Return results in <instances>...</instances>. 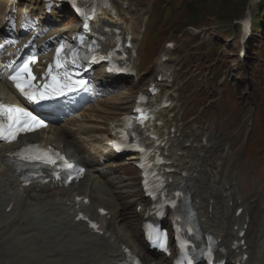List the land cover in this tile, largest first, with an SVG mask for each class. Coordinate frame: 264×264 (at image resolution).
<instances>
[{"label": "bare ground", "instance_id": "bare-ground-1", "mask_svg": "<svg viewBox=\"0 0 264 264\" xmlns=\"http://www.w3.org/2000/svg\"><path fill=\"white\" fill-rule=\"evenodd\" d=\"M6 1L0 0V26L3 21L1 9ZM259 1L250 0L249 8L257 5ZM23 2L25 3L26 0ZM26 4H29L33 9L38 8V3L32 0L27 1L25 6ZM121 4L131 5V0H124ZM53 13H57L58 18L64 16L56 10ZM73 18L74 20L71 19V22L69 19L66 21L70 22V25L66 24L65 27L56 28L55 32H60L64 28L75 30L76 23L74 25V22L76 19ZM111 20L123 25L134 36L136 42L133 41L138 48L146 22L144 13H142V19L135 20L131 13L117 11V18ZM58 21L64 22L65 20L58 19ZM47 28L53 30L51 27L47 26ZM2 40L3 37H0V42ZM134 63H136V57H134ZM164 66L163 62L158 64L157 73L151 82L156 83L158 74L164 73L163 70L166 71ZM104 69V67L98 68L95 77V81L98 82H94V85L91 84L92 89L107 84L110 87L119 82L117 79H110L111 77L105 74ZM164 76L167 80L159 84L161 93L157 98L161 101L167 97L169 101L171 95L169 88L172 86L168 80L170 74L164 73ZM11 91V88L0 80V93L10 94ZM118 93L123 95L118 97L117 101L102 99L99 102L104 107H112L111 111H107L108 115L105 117L109 121L106 127L92 130L91 127L83 123V121H87L89 116L106 111L104 107L98 106L99 104L88 106L87 108L93 114L84 113L81 120L77 114L68 117V124L72 125L73 128H69L67 125L55 127L56 137L50 143L64 152L71 147L76 154L70 153V156L81 166L87 168L84 178L79 181L80 184L85 183L83 187L73 185L68 187L69 189L62 188L59 189L61 190L59 192L53 191L47 194L39 193L36 190L60 188L58 184L50 180L46 184L33 183L23 187L18 180L12 177L13 170L6 165V161L9 159L6 153L13 148V145L0 144V193H4V196L13 194L18 198V201L12 205H9V201H6L7 198L4 196L1 195L0 198V264H117L118 261L124 259L127 248L142 258L144 264H164L154 257L146 256L145 244L139 248L137 244L140 243L137 240H132L134 234L130 228L127 225H119L118 222L125 218L123 214L125 201L122 195H129L126 190L121 189L126 187L120 185L124 182L116 177L105 179L103 167L99 165L101 154L111 158V161L105 164L108 168L112 166L122 168L125 164L135 166L139 160V155L131 154L124 161H115L117 156L108 145L102 148L99 144L101 137H106L107 141L115 138L112 134L115 123L119 121V116L123 115L130 105V109L133 107L132 103L134 105L136 101L137 97H134L136 89L134 87H128ZM129 95L131 98L122 102V99ZM108 98L110 99V97ZM159 114L160 119L164 121L167 117L165 111L162 110ZM51 127L54 126L51 125L50 129L36 132L30 137L43 139V134L51 130ZM155 128L160 138L165 141V144L159 148L162 149L163 153L167 152L169 160L172 161L171 164L162 166L167 177V187L172 190L182 184L192 195L203 229L216 235L220 239V246L224 247L220 258L236 259L243 250L241 246L235 245V241L245 240L246 245H248L247 253L250 252L247 264H264V175L255 185L256 204L254 206L249 203L240 204L231 214L229 208L231 200L239 202L240 197H233L231 193L226 192L230 191L234 184L242 186L248 183L251 176L256 177L253 172L245 173L248 164H245L242 155H230V152H226L225 155L228 157L225 160L228 163L219 167L216 165L219 159L212 161L210 155H216L221 159L222 149L203 146L202 144L192 148L193 151H188L181 157L177 155L181 149L173 146L179 141L178 137L177 139L167 138L171 131L166 133L165 129L157 125ZM91 130L93 134L88 136V140L75 136L78 133H86ZM178 130H176V134ZM89 142L92 143L87 147L86 143ZM92 150H95L94 153L90 152ZM100 150H102L101 154L97 155ZM79 152L84 153L78 155ZM196 152L197 154H195ZM95 157L98 159L96 160ZM261 159L264 161V156ZM116 169L109 168L108 170L115 171ZM223 176L225 179L222 178ZM217 179H221V182H217ZM69 191L70 193H68ZM216 191H219V195H215ZM136 199H139L141 203L145 201L142 197ZM216 200H221L223 207ZM134 203L133 200L128 205L132 207ZM9 207L11 208L8 211ZM242 207L244 208L242 214L236 216L237 210ZM101 209L107 210V214H100ZM151 211L150 205L143 210L139 218L141 224L146 220V214L149 215ZM63 212L66 214L65 216L62 214ZM80 212H86L92 220H95L99 225V230L95 231L85 221L77 220ZM136 215L131 214L130 216L131 229L136 227L132 222ZM246 225H248L247 228H245ZM241 230H245V234L239 237ZM24 232L26 236L20 237L19 234ZM73 233L77 236H72ZM140 234L143 236L142 228ZM142 238L144 240V237Z\"/></svg>", "mask_w": 264, "mask_h": 264}, {"label": "rangeland", "instance_id": "rangeland-1", "mask_svg": "<svg viewBox=\"0 0 264 264\" xmlns=\"http://www.w3.org/2000/svg\"><path fill=\"white\" fill-rule=\"evenodd\" d=\"M38 1L35 2L38 3ZM111 1L119 12H130L135 20L142 19V13H144L147 22L141 34L142 37L147 29L148 31L146 42L145 40L139 41L141 50L140 56L136 57V77L123 78L117 84L110 86L111 92L103 100L117 101L118 97L123 95L118 92L128 87L136 89L134 97L139 91L146 90L150 81L155 77L161 56H165L166 59L163 60L162 57V61L171 69L172 79H174L171 83L172 87L169 88L174 107L167 108L169 121L166 120L163 127L165 130L172 131L171 136H174L176 129H179L176 134L179 142L175 143L176 146L181 147L178 155L183 157V153L193 151L192 148L202 144L203 146L214 144V147L221 148L223 157L227 151H230V155L242 154L245 164H248L245 173L253 172L256 177L252 178L248 185L236 187L233 194L236 195L238 192L237 195L243 202L242 205L247 203L255 205V185L264 175V161L261 159L264 156V6L261 1L258 3L260 9H253L249 16L252 23V35L245 44L246 56L242 61L239 60L238 53L241 47L240 19L246 15L245 10L248 8L249 0H234L236 4L232 2L233 0H213L215 5L209 6L208 4L206 10L194 0H131L130 7L121 4V0ZM4 8L5 5L1 10ZM190 11L202 12L203 16L192 19L189 16ZM64 13L63 19H69L70 22L71 19L74 20L66 10ZM200 20L204 23L196 26L194 23ZM70 22H66L62 27ZM256 26L260 27L256 28ZM169 41L173 42V47L176 45L175 49L167 47L166 43ZM129 98L131 95L123 98L122 102L128 101ZM101 100L78 111L79 119H83L84 113H92L87 107L96 106ZM98 106L104 107L101 104ZM130 107L124 112L130 111ZM104 109L106 111L89 116L83 123L92 130L106 127L109 121L105 117L112 107L107 106ZM64 125L73 128L68 121H62L46 131L43 138L53 141L56 137L55 127ZM92 130L78 133L75 136L88 140V136L93 134ZM204 135L209 136V142L208 136ZM105 138L101 137V142H99L102 148L107 143ZM91 143H86V146L89 147ZM102 150L97 155H100ZM94 151L90 152L94 153ZM67 152L76 154L71 147ZM83 153L77 154L82 155ZM99 157L106 158L104 161L103 158L99 159V165L104 168L105 179L116 177L124 182L120 185L126 186L121 188L129 195H122L125 201L123 210L125 218L118 223L120 226L127 225L130 228L134 234L132 240H137L140 244H136L141 248L145 243L140 234L141 223L139 221L143 207L138 203L139 199H136L142 196L139 172L135 166L129 164L115 171L108 170L110 167L108 168L105 164H108L111 159L103 154ZM121 158L124 160L126 157L117 156V160ZM95 159L97 160L98 157ZM215 159H219L217 164L226 162L225 158L220 159L213 155L211 160ZM229 175L232 176V174ZM222 178L225 179V176ZM217 182L220 183L221 179H217ZM84 185L83 182L77 186L83 187ZM52 191L61 190H41L39 192L47 194ZM218 194V192L215 193V195ZM1 195L4 196V193H0V198ZM4 197L7 198L6 201H9V205L18 201L13 194ZM133 200L135 203L131 207L128 204ZM218 201L221 206L222 201ZM236 205L239 204L234 202L230 206L232 213ZM131 214H137L134 217L135 220L132 221L136 225L134 230L131 229ZM24 235L26 236L25 232L19 234L20 237ZM145 255L151 256L148 250ZM154 258L162 260L164 264H171L170 258L163 260L160 254Z\"/></svg>", "mask_w": 264, "mask_h": 264}, {"label": "snow or ice", "instance_id": "snow-or-ice-1", "mask_svg": "<svg viewBox=\"0 0 264 264\" xmlns=\"http://www.w3.org/2000/svg\"><path fill=\"white\" fill-rule=\"evenodd\" d=\"M29 62L26 61L18 69H15V74L10 77L15 82L16 87L30 100L41 101L51 98L53 95L62 94L64 90L71 89L73 87L70 79L65 76L64 83L60 84L56 80V77H53V85L45 86V89L50 88L51 90H40L32 87L31 80H23L21 73H27L31 77V69L28 67ZM57 67H61L60 58L57 57L56 61ZM34 79V77H32ZM82 84L83 82H79ZM58 85V86H57ZM28 88V90H26ZM0 115L6 116L10 123L7 128L0 123V138L14 140L19 132L22 131H34L37 127H45L46 125L42 120H38L35 116H32L30 112L25 111L16 106L6 105L0 103ZM71 167V166H69ZM83 171L82 169L80 170ZM93 227H96L93 225ZM211 252L208 253L211 256ZM191 264V261H189Z\"/></svg>", "mask_w": 264, "mask_h": 264}, {"label": "trees", "instance_id": "trees-1", "mask_svg": "<svg viewBox=\"0 0 264 264\" xmlns=\"http://www.w3.org/2000/svg\"><path fill=\"white\" fill-rule=\"evenodd\" d=\"M196 4H199L201 6H204L205 7V10L206 8L208 9L207 5L209 4V6H214L215 3L213 2V0H194ZM233 3L235 2L234 0L232 1ZM236 4V2H235ZM245 4V2L243 3ZM261 4L264 6V0L261 1ZM193 8V7H192ZM191 8V9H192ZM203 8V7H201ZM258 9H260V6L258 5ZM194 14V15H193ZM189 16L192 18V19H195V18H200L201 16H203V13L202 12H198V13H194L192 11H190V14ZM211 16H216V15H211ZM204 22L203 20H200V21H197L196 23H194L196 26H200L202 25ZM256 27H260V26H256Z\"/></svg>", "mask_w": 264, "mask_h": 264}]
</instances>
